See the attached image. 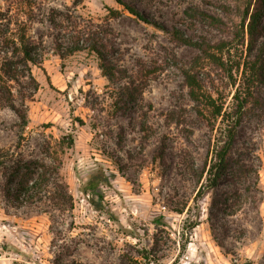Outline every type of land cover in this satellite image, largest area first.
<instances>
[{
  "label": "rangeland",
  "instance_id": "374dc122",
  "mask_svg": "<svg viewBox=\"0 0 264 264\" xmlns=\"http://www.w3.org/2000/svg\"><path fill=\"white\" fill-rule=\"evenodd\" d=\"M36 1L42 20L30 33L43 37L48 54L41 67L31 65L39 85L32 98L33 83L26 79L24 86L14 84L16 106L27 109V126L20 127L15 110L0 108V150L49 161L46 140L75 128V145L62 155L60 170L74 207L59 211L44 204L14 205L2 191L0 175V264H264V109L247 115L238 130L235 152H249L259 173V185L243 208L216 221L210 215L214 193L206 195L200 204L201 223L188 235L185 250L180 242L187 237L182 238L187 213L172 210L184 201L194 206L197 187L191 165L201 167L210 158L216 133L196 113L199 104L189 96L183 73L200 49L177 37L212 45L225 40L227 59H254L264 50V12L250 54L247 26L244 40L242 26L248 0H126L160 26L138 18L116 0H83L78 5L76 0ZM13 3L0 0L3 8ZM109 7L121 14L110 18ZM52 9L110 29L118 66L127 76L144 80L135 102L123 104L121 87L128 80L110 83L93 52L78 51L65 59L54 52L57 31L47 22ZM199 10L221 21L215 24ZM201 73L204 89L231 104L235 88L225 72L206 60ZM239 75L234 69V77ZM258 89L264 103V85ZM99 164L113 173L110 184L99 186L102 209L83 190L88 173ZM233 185L226 177L221 190ZM160 214L171 235L163 233V244L154 247L153 220ZM145 249L151 254L142 259Z\"/></svg>",
  "mask_w": 264,
  "mask_h": 264
},
{
  "label": "trees",
  "instance_id": "16d2710c",
  "mask_svg": "<svg viewBox=\"0 0 264 264\" xmlns=\"http://www.w3.org/2000/svg\"><path fill=\"white\" fill-rule=\"evenodd\" d=\"M116 1L138 18L154 26H160L157 21L144 17L131 2ZM75 2L78 5L83 0ZM41 10L42 7L36 0H14L8 8L0 5V108L10 107L15 110L22 129L27 126L29 117L26 107H18L15 104L14 84L24 86L26 79L33 83L29 98H32L38 89L39 85L33 76L31 65L41 67L48 54V48L43 37L34 38L30 30L34 23L42 20ZM108 10L110 18H117L121 14L120 10L113 7H109ZM263 12L264 0H248L242 26L243 40L247 26L250 54ZM200 14L211 18L215 24L221 21L219 17L205 11L201 10ZM47 22L57 31L53 34L54 52L61 58L65 59L75 52L89 50L98 57L102 73L110 83H116L124 78L128 80V83L121 87V100L124 105L135 102L142 94L144 88L142 77L137 75V79L127 76L126 69L117 64L118 57L110 29L94 21L73 17L71 12L60 9H52L47 16ZM177 38L200 49V53L183 69V73L189 96L199 104L196 113L206 119L208 126L216 132L210 158L206 159L201 167H196L194 163L191 165L190 170L194 172L197 187L193 197L194 206L189 205V201H184L181 205L172 207V210L179 214L187 213L184 221V228L187 231L183 233L182 238L185 234L187 237L180 242L182 250H185L189 243L188 235H191L192 230L201 223L200 204L206 195L214 193L212 200L214 212L211 211L210 215L219 221L237 214L249 196L252 197V190L259 185L258 167L250 153L237 154L235 145L244 118L255 113L258 108L264 109L262 97L257 91L260 85H264V50L258 52L254 59L235 61L227 59L223 54L224 46L229 44L225 40L212 45L203 39H192L183 35ZM210 47L216 51H212ZM262 48L264 49L263 46ZM206 60L222 69L225 76L231 80L230 85L235 88L231 104L226 105V101L214 97L204 89V77L201 72ZM234 69L240 71L239 77H234ZM78 121L81 125L84 124L82 119ZM47 126L51 124L48 123ZM74 129L60 138L52 137L54 140H46L44 149L49 161L40 158L26 159L10 149L0 150V175L4 179L2 191L10 202L14 205L44 204L47 209L59 211H68L74 207V197L60 172L63 164L62 155L67 149L73 148L76 142ZM242 154L246 156L242 157ZM112 175L113 173L108 174L107 169L101 164L87 175L83 190L90 195L92 203L98 209L103 208V193L99 186L102 183L110 184ZM226 177L233 180L234 185L221 190L223 179ZM153 223L157 229L154 236V247H157L165 240L163 233L168 237L171 232L167 229L168 223L164 214L156 216ZM216 227L213 226L214 229ZM150 254L151 252L145 249L140 256L145 259Z\"/></svg>",
  "mask_w": 264,
  "mask_h": 264
}]
</instances>
